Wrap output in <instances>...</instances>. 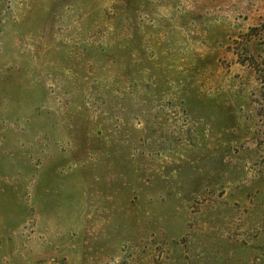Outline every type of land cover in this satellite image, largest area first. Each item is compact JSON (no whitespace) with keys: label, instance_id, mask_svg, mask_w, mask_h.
Masks as SVG:
<instances>
[{"label":"rangeland","instance_id":"374dc122","mask_svg":"<svg viewBox=\"0 0 264 264\" xmlns=\"http://www.w3.org/2000/svg\"><path fill=\"white\" fill-rule=\"evenodd\" d=\"M0 264H264V0H0Z\"/></svg>","mask_w":264,"mask_h":264}]
</instances>
